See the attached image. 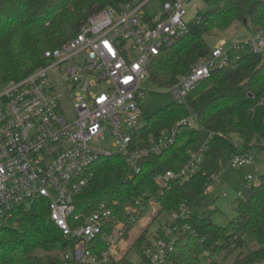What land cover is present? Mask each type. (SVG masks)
<instances>
[{
    "label": "built area",
    "instance_id": "built-area-1",
    "mask_svg": "<svg viewBox=\"0 0 264 264\" xmlns=\"http://www.w3.org/2000/svg\"><path fill=\"white\" fill-rule=\"evenodd\" d=\"M151 1L129 0L92 14L77 34L44 52L45 65L0 85V227L15 209H29L44 201L52 222L71 241L60 253L62 264H114L117 247L125 250L130 223L142 219L139 197L124 207L127 220L117 219L107 204L101 203L80 221L81 216L74 214L75 199L88 185L91 166L99 159L120 155L138 172L139 161L173 144L181 126H197L196 114L191 113L161 130L148 147L137 145L142 128L140 101L147 91L145 84L150 82L152 58L202 17L198 8L194 17H189L187 6L191 1L197 6V0H160L149 12L146 7ZM245 53L258 55L264 62L263 30L252 31L231 44L218 40L168 88L174 101L184 103L213 70L228 66ZM59 72L63 73L62 89L51 77ZM202 160L201 153H190L178 171L158 173L154 181L160 191L169 188L173 180L182 183L200 169ZM256 160L264 161V137L247 145L237 139L235 150L218 161L219 169L210 175L205 192L224 161L237 168ZM258 182L259 176L247 174L239 197ZM148 202L155 214L157 200ZM189 211L182 206L180 212L164 215V225L160 224L144 250L146 264L164 262L176 240L192 232L190 224L180 222L190 216ZM161 232L165 239L159 236ZM97 241L106 250L98 252ZM205 256L210 263L213 257L208 252ZM253 264H264V260Z\"/></svg>",
    "mask_w": 264,
    "mask_h": 264
},
{
    "label": "trees",
    "instance_id": "trees-1",
    "mask_svg": "<svg viewBox=\"0 0 264 264\" xmlns=\"http://www.w3.org/2000/svg\"><path fill=\"white\" fill-rule=\"evenodd\" d=\"M129 0H0V85L18 80L45 65L44 52L55 48L77 34L87 18L108 6ZM245 18V22H244ZM234 21L249 25L252 31H264V0H227L223 5L202 13L201 21L191 23L187 33L163 48L149 65V80L158 87L169 88L188 73L211 46L205 35L223 30ZM196 114L197 126H181L176 140L158 154L139 161V171L128 167L124 158L114 155L99 159L91 166L84 191L75 199L74 214L80 221L93 213L101 203L107 204L117 219L127 220L124 207L142 198L141 216L149 210V199H156L154 218L189 210L197 206L218 171V161L235 150L233 138L245 145L264 137V62L261 57L245 53L228 66L213 70L187 96L184 103L173 101L147 117L137 134L138 146L148 147L161 130ZM201 153L200 169L188 180L171 182L167 189L155 183L154 177L167 170L178 171L190 158ZM236 215L224 226L209 218L188 216L192 232L178 238L161 264H207L210 257L246 245L253 236L257 248L240 255L235 264H253L264 260V174L237 199ZM136 222L130 223L129 231ZM147 230L132 242V249L145 259L149 245ZM128 237V234L125 235ZM98 252L106 246L98 242ZM68 241L52 222L44 201L29 209L17 208L0 227V264H62L61 251ZM125 258V257H124ZM123 258V259H124ZM123 259L117 263L121 264ZM129 264L128 260H124ZM208 264H222L212 260Z\"/></svg>",
    "mask_w": 264,
    "mask_h": 264
},
{
    "label": "rangeland",
    "instance_id": "rangeland-1",
    "mask_svg": "<svg viewBox=\"0 0 264 264\" xmlns=\"http://www.w3.org/2000/svg\"><path fill=\"white\" fill-rule=\"evenodd\" d=\"M227 0H197V6L188 5L189 17L192 19L195 15V10L198 8L200 13H204L207 9L223 5ZM250 2L258 0H249ZM160 0H152L146 7V11L153 12L158 7ZM245 20V18H244ZM249 29V30H248ZM250 26L240 21H234L226 29L212 30L208 35H205L206 42L212 47L220 39H224L227 44H231L234 41L247 37L250 31ZM134 50H132L133 52ZM135 56L134 52L132 53ZM52 77L54 84L62 89L60 83L63 79V73L59 72ZM147 91L140 101L142 108V115L140 119V125L143 126L146 123L147 117L153 113L165 108L171 104L174 99L168 88L158 87L151 81L145 84ZM101 87L96 88L99 90ZM237 143V138H233ZM247 174L254 176H260L264 174V161H258L254 164H246L237 168H231L226 165V161L222 164L220 174L216 175V179L211 183V188L207 190L201 202L190 209L189 215L196 217L209 218L213 223L219 226L226 225L236 215L237 199L239 198L238 191L241 190L244 179ZM155 210V208L153 209ZM153 210H148L142 219L137 222L130 232V241L123 251L120 247H117V259L116 263L123 259L121 264H126L124 260H128L129 264H146V262L140 258L132 249H130L132 242L135 238L144 230H147V237L150 239L157 235L158 228L164 225V214L154 218ZM143 221V226H141ZM129 234V233H128ZM161 238H166L165 234L161 232L159 234ZM128 239V237H127ZM247 244L241 248H234L229 252H222L220 255L213 257L212 260L220 262L222 264H235L240 255H245L256 247V242L253 236L247 237ZM205 262L207 260L205 259Z\"/></svg>",
    "mask_w": 264,
    "mask_h": 264
},
{
    "label": "crops",
    "instance_id": "crops-1",
    "mask_svg": "<svg viewBox=\"0 0 264 264\" xmlns=\"http://www.w3.org/2000/svg\"><path fill=\"white\" fill-rule=\"evenodd\" d=\"M248 30H249V29H248ZM251 33H252V30L250 29L249 34H248L247 36H249ZM141 226H143V221H142ZM130 240H131V239H130V232H129V234H128V239H126V240L124 241L123 245L126 247V246L128 245V242H129ZM246 242H247V239H246ZM246 244H247V243H246ZM255 248H257V244H256V247H255ZM255 248H254V249H255Z\"/></svg>",
    "mask_w": 264,
    "mask_h": 264
},
{
    "label": "water",
    "instance_id": "water-1",
    "mask_svg": "<svg viewBox=\"0 0 264 264\" xmlns=\"http://www.w3.org/2000/svg\"><path fill=\"white\" fill-rule=\"evenodd\" d=\"M244 22H245V20H244Z\"/></svg>",
    "mask_w": 264,
    "mask_h": 264
}]
</instances>
